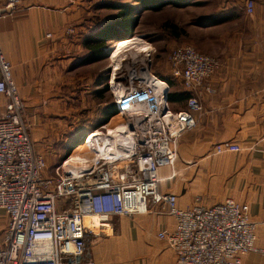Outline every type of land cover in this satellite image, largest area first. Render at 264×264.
I'll list each match as a JSON object with an SVG mask.
<instances>
[{
    "label": "crops",
    "instance_id": "1",
    "mask_svg": "<svg viewBox=\"0 0 264 264\" xmlns=\"http://www.w3.org/2000/svg\"><path fill=\"white\" fill-rule=\"evenodd\" d=\"M246 1L207 0L211 45L203 50L219 61V67L207 81L212 92L199 97L201 111L193 115L194 126L176 142L172 166L157 169L158 191L174 195L181 209L209 207L225 198L246 203L254 244L264 253V0H251L250 13L245 11ZM92 2L22 0L12 13L0 17V51L24 103L30 140L45 163L44 176L54 175L62 161L81 149L96 152L94 157L119 156L132 143L130 136L124 145L119 143L115 107H103L106 92L109 101L119 93L116 87L109 82L104 90L94 82L97 70L91 66L96 61L88 63L90 67L73 64L87 52L80 38L62 31L71 25L81 37L95 30L89 15ZM162 84L165 95L168 87ZM95 131L107 140L99 152L97 145L92 149L85 144ZM217 143H236L239 150L215 153ZM79 159L82 165L93 160ZM70 165L71 172L79 171L78 163ZM103 223L104 233L84 239L92 264H173V251L156 234L171 230L174 219L160 205L146 199L144 211L108 215ZM261 254L249 252L241 262L264 264Z\"/></svg>",
    "mask_w": 264,
    "mask_h": 264
},
{
    "label": "built area",
    "instance_id": "2",
    "mask_svg": "<svg viewBox=\"0 0 264 264\" xmlns=\"http://www.w3.org/2000/svg\"><path fill=\"white\" fill-rule=\"evenodd\" d=\"M20 1L2 0L0 17L12 13ZM251 10L247 0L245 11ZM72 32V27L64 30ZM167 62L169 73L188 93L183 109L170 110L162 86L137 77L135 85L113 98L117 114L144 112L132 124L129 149L119 156L94 157L78 165L77 173L62 161L54 175L44 176L45 163L30 140L24 103L0 51V264H92L85 236L104 233L108 215L144 211L146 199L174 219L171 230L156 234L173 251V264H242L245 254L263 253L254 244L246 203L225 198L209 207L181 209L174 195L158 191L157 169L172 166L176 142L194 126L193 115L201 111L199 97L212 92L207 81L219 67L215 57L190 44L173 47ZM238 150L236 143L214 145L215 153ZM86 217L96 222L91 219L87 226Z\"/></svg>",
    "mask_w": 264,
    "mask_h": 264
},
{
    "label": "rangeland",
    "instance_id": "3",
    "mask_svg": "<svg viewBox=\"0 0 264 264\" xmlns=\"http://www.w3.org/2000/svg\"><path fill=\"white\" fill-rule=\"evenodd\" d=\"M105 1H114L118 3L135 5L136 10L138 11H134L137 14V23L133 28L132 35L130 37H121V40H111L107 42L103 48L104 52L106 53L105 57L92 64L93 66H91V68H93L95 71L97 70V72L94 73L93 80L95 83L99 84L100 87H103L104 85L106 86V83L109 82L112 85V74L115 69L116 61L118 62L119 67L115 71L114 81L117 92H119V90L123 91L129 86L135 85L136 78L143 77L142 75L148 77L144 79L153 80L150 77L151 74L156 79H158V81L160 80L163 82L161 77H165L169 73L167 57L173 47L180 44H190L203 53V49L206 50L211 45L209 40V27L200 24L205 21V17L209 12L207 0H192L191 4L183 7L167 5L158 11H140L139 6H137L138 4L132 2L131 0H94L91 5L92 7L90 6L89 8V15L92 18L91 24L95 25L96 27L106 21H109V19L115 14V10L112 9L95 8L97 3ZM197 1H201L200 4H194ZM168 25L181 27L184 30V33L178 35L177 37H173L168 32ZM66 27L73 28L71 25L65 26L62 30L63 34L67 36H74L75 38L77 37L79 40V34L81 33H78L77 36V33H75L73 28V32L71 34H65L64 30ZM134 41L135 43L124 47V50L120 56H118V52L120 50L119 48L123 45V43L129 44ZM78 69H81V67ZM109 97V93L106 92V102H104V108L110 102L108 99ZM169 107V109L172 111L176 110V108H174L175 106L170 105ZM143 113V110L139 109L137 112L117 114L116 119L118 122H120V128H116L115 131H117V129L120 131L117 132V135H119L118 141L121 143V145H124L130 136V134L128 136L126 134V132H129L128 124H135L136 116H141ZM25 123L29 132V124L26 120ZM65 124L69 126L71 123L66 122ZM95 126L93 128H95ZM70 130L71 129H69L67 132ZM112 130L113 129H109L108 133H111V135L114 136L115 134L112 132ZM98 133L99 135L101 134L100 132ZM89 135H87V137ZM96 141L97 143H94V146L97 145L95 147L97 152L107 147L101 146L103 143H107V140L103 139L101 135L96 139ZM76 153L79 158H83L84 156L90 157L92 159L94 158L93 154L96 152H91V154H89L86 149H81L78 152H75V154ZM71 156L73 155L70 154L67 158L66 156L63 157L62 160L66 158L63 162V165H65V162L70 159ZM120 164L121 163H118V165ZM91 219L96 222V218H89L87 222L90 223ZM92 230L94 232L97 231L96 228H92ZM261 255L264 257V253Z\"/></svg>",
    "mask_w": 264,
    "mask_h": 264
},
{
    "label": "trees",
    "instance_id": "4",
    "mask_svg": "<svg viewBox=\"0 0 264 264\" xmlns=\"http://www.w3.org/2000/svg\"><path fill=\"white\" fill-rule=\"evenodd\" d=\"M137 3L140 11H158L164 6L170 5L175 7H183L191 4L192 0H131ZM201 1H197L194 4H200ZM95 8H107L115 10V14L109 21L99 25L95 30L88 34H84L80 37V45L86 50V55L83 58H79L73 62L76 66L88 64L105 57L103 48L109 41L121 40V37H130L133 32V28L137 23V14L135 5H129L124 3H118L114 1L100 2L95 5ZM138 10H136L137 12ZM209 14L205 17L203 26L210 24ZM169 34L173 37H177L184 33L181 27L175 25H168ZM125 39V38H123ZM195 48V47H194ZM161 80L167 85L168 89L165 93V100L167 103L174 105L176 110L183 109L185 101L188 97L186 91L180 90L176 78L170 73L165 77H161ZM105 90V85H104ZM114 105L113 100H110L105 109ZM115 113V110L113 111ZM67 156V155H65Z\"/></svg>",
    "mask_w": 264,
    "mask_h": 264
},
{
    "label": "bare ground",
    "instance_id": "5",
    "mask_svg": "<svg viewBox=\"0 0 264 264\" xmlns=\"http://www.w3.org/2000/svg\"><path fill=\"white\" fill-rule=\"evenodd\" d=\"M133 43H135V41L134 42H132V43H123V45L119 48L120 50H119V55L118 56H120V54L122 53V51L124 50V47H126V46H129V45H131V44H133ZM119 67V64H118V62L116 61V65H115V69H114V72H113V74H112V85L113 86H115V81H114V74H115V71L117 70V68ZM150 77L153 79V80H150V81H153L157 86H162L163 84H162V82L159 80L158 81V79H156L154 76H151L150 75ZM119 92H121V90H119ZM131 130H132V124H128V131L130 132H127V135H129V134H131ZM100 135H99V133L98 132H91V134L87 137V139H86V141H85V143H86V145H89L88 147H90V148H92V146H93V144H94V141L99 137ZM93 149V148H92ZM106 156H108V155H106ZM78 160H80L79 158H78V155H76V154H74L67 162H66V164H71V163H78V165H82L81 164V162L80 161H78ZM65 161V160H64ZM64 166V165H63ZM67 166V165H66ZM90 217H86L85 218V224L88 226L89 225V223L87 222V220L89 219ZM92 218H95V217H92Z\"/></svg>",
    "mask_w": 264,
    "mask_h": 264
},
{
    "label": "water",
    "instance_id": "6",
    "mask_svg": "<svg viewBox=\"0 0 264 264\" xmlns=\"http://www.w3.org/2000/svg\"><path fill=\"white\" fill-rule=\"evenodd\" d=\"M163 100H165V95H163Z\"/></svg>",
    "mask_w": 264,
    "mask_h": 264
}]
</instances>
